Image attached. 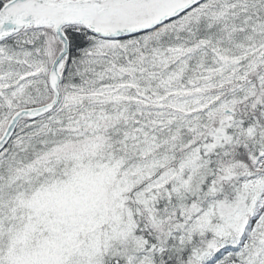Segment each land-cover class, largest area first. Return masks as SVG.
Instances as JSON below:
<instances>
[{
    "label": "snow or ice",
    "instance_id": "6c2138e0",
    "mask_svg": "<svg viewBox=\"0 0 264 264\" xmlns=\"http://www.w3.org/2000/svg\"><path fill=\"white\" fill-rule=\"evenodd\" d=\"M0 264H264V0H0Z\"/></svg>",
    "mask_w": 264,
    "mask_h": 264
}]
</instances>
